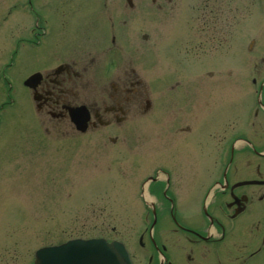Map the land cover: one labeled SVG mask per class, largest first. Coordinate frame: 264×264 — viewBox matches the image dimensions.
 <instances>
[{"label":"rangeland","instance_id":"1","mask_svg":"<svg viewBox=\"0 0 264 264\" xmlns=\"http://www.w3.org/2000/svg\"><path fill=\"white\" fill-rule=\"evenodd\" d=\"M71 1L64 3V6L78 4L77 0ZM27 2L0 0V37L8 38L12 46L18 37L26 36L30 28L25 9ZM29 2L36 6L40 5L41 0ZM132 2L136 9L131 14L133 19L128 21L137 31L139 72H145L148 66L143 59L145 61L148 58L144 56L148 54L149 47L154 54L148 72L153 71L155 82L168 72H181L170 74V81L165 85L178 80L184 67L187 71L200 69L202 80H205L207 77L204 72L216 68L212 66V57L222 54L221 51L225 49V45H221L223 37L217 33L215 40L210 37L212 32H225L226 27L227 31L231 28L233 38L237 40L242 25L261 6L257 0ZM102 4L126 5L124 0H103ZM45 9L52 11L48 5ZM5 18L6 23L2 24ZM144 32H152L151 41L140 40V33ZM8 43H0V51ZM217 45L218 49L213 53L211 50ZM25 48L28 46L25 45ZM185 50L189 52L185 53ZM32 59L28 57L29 61ZM215 63L226 66L227 60L221 59ZM34 64L24 62L21 70L28 71ZM188 79L192 85V78ZM206 84L203 83L202 87ZM159 91L161 88L154 90V94ZM201 101L211 103V106L203 108L188 122L193 132L185 137L184 148L177 149L173 154V159H182L180 163L175 162L177 158L174 159V166L185 167L181 179L183 183L178 180L179 170L173 169L175 180H178L174 187L178 202L175 207L176 219L190 222L197 220L194 217L198 215L209 172L217 171L211 168L204 170V166L217 164L220 146L228 138L225 124L217 125V128L214 125L231 111L240 117L242 114V107L236 108V105L229 103L226 90L203 93ZM182 107L181 104L171 109L155 108L153 129L146 117H142L136 131L137 163L132 161L134 146L131 132L124 135L125 142L113 150L108 143L106 147L100 143V134H94L88 140L76 135L72 141L65 138L60 140V133L54 129L44 133L38 128L37 118L27 107L24 112L17 107L6 112L1 109L5 117L0 126V264H27L31 250L36 247L91 235L124 240L140 264L141 251L135 246L138 233L145 229L140 221L145 210L139 194L140 182L161 163L162 158L155 156L153 159L152 155L155 148L158 152L159 140L165 139L164 123L169 122H164L166 114L171 113L177 121L183 116ZM210 135H214L213 141ZM213 151H217L215 156L212 155ZM109 157L114 159L110 160ZM234 164L244 166L246 161L236 152ZM198 165H201L199 176L196 175L198 172L191 174L193 170L186 167ZM244 172L243 176H248ZM192 179L194 182H191ZM196 183L198 185L194 187ZM179 190L182 191L178 193ZM250 219L248 215L243 221L247 223ZM182 259L183 255L182 258H176L180 264H184Z\"/></svg>","mask_w":264,"mask_h":264},{"label":"flooded vegetation","instance_id":"2","mask_svg":"<svg viewBox=\"0 0 264 264\" xmlns=\"http://www.w3.org/2000/svg\"><path fill=\"white\" fill-rule=\"evenodd\" d=\"M69 1L51 0L49 45L37 50L33 68L25 73L27 77L39 72V79L33 90L23 89L17 93L18 109L24 112L27 107L37 118L38 128L44 133L54 129L60 133V140L70 139L73 135L88 140L92 135L100 134L101 144L106 146L105 141H108L116 145L124 143V135L131 132L135 148L139 120L145 116L152 128L154 109L161 105V96L152 93L153 87L159 89L161 86H153L154 81L152 85L143 84L138 76L136 28L128 21L136 7L106 6L102 4L103 0H78L86 5L64 6ZM257 18L264 25V15ZM255 32V27L241 29L238 34L241 49H234L231 28L225 32L230 39L226 44L228 99L237 105L236 108L242 107L241 117L231 111L226 120L228 153L230 157L234 141H243L246 145L242 159L246 164L237 167L227 161L223 166H204V170L217 171L208 174L202 203L212 185L222 180L214 189L205 213L201 214L199 222L184 220L183 223L170 214L173 228L155 230L152 235L146 231V236L141 235L139 243L149 251L148 264H180L176 258H182V255L184 264H264V182L237 184L248 179L264 181V28ZM31 34L37 39L41 32L31 31ZM216 35L215 30L212 32L215 40ZM218 36L223 33L219 32ZM151 40L152 34L148 37V41ZM152 51L149 47L150 57ZM22 63L24 59L20 57V70ZM7 65L6 60L2 69L6 70ZM104 69H107L105 76L102 75ZM187 88H192L194 94L200 92V73L194 75L192 86L185 85L182 89ZM31 93L36 101H30ZM75 106L83 107L88 114L83 133L74 134L69 120L67 109ZM159 109L170 108L162 104ZM181 111L183 116L179 121L173 117L164 119V122L169 121L164 123L166 136L162 139L167 151L176 146L184 148V138L171 132L178 125L181 130L190 131L186 121L196 114L193 107L181 108ZM236 118L239 122L235 125ZM174 153L166 156L163 166L157 168L165 176L162 182L158 178L152 181L162 187L163 200L169 204L174 203L175 197L171 192L166 193V186L168 189L171 185L175 187L185 171V167L174 166L173 160L177 158L173 159ZM180 158L175 162H182ZM186 167L193 170L191 174L198 172L196 175L199 176L201 173V165ZM176 168L180 174L178 180L174 177L173 169ZM242 171L248 176L238 177ZM248 215L251 219L246 223L243 220ZM210 217L215 224L211 225ZM218 224L222 228L219 229Z\"/></svg>","mask_w":264,"mask_h":264},{"label":"water","instance_id":"3","mask_svg":"<svg viewBox=\"0 0 264 264\" xmlns=\"http://www.w3.org/2000/svg\"><path fill=\"white\" fill-rule=\"evenodd\" d=\"M83 245L84 244L79 243V242H72V243H69L64 248H61V250H58V251L62 252V249L67 250L68 248L71 249L70 251H76V250H79L78 248H80V246H83ZM105 256L109 260L110 263L114 264L113 258L110 256L109 252L106 249H105Z\"/></svg>","mask_w":264,"mask_h":264}]
</instances>
